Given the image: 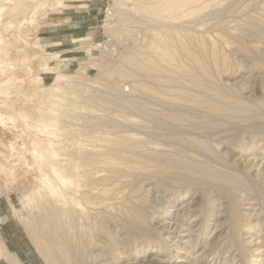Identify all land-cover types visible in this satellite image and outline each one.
<instances>
[{
	"label": "rangeland",
	"instance_id": "1",
	"mask_svg": "<svg viewBox=\"0 0 264 264\" xmlns=\"http://www.w3.org/2000/svg\"><path fill=\"white\" fill-rule=\"evenodd\" d=\"M73 2L0 0V257L49 264L57 211L102 219L69 230L85 264H264V0H106L54 35Z\"/></svg>",
	"mask_w": 264,
	"mask_h": 264
},
{
	"label": "bare ground",
	"instance_id": "2",
	"mask_svg": "<svg viewBox=\"0 0 264 264\" xmlns=\"http://www.w3.org/2000/svg\"><path fill=\"white\" fill-rule=\"evenodd\" d=\"M155 68L152 66H140V64L133 60L131 62V68L129 69H121V72L124 74H137L141 72H155ZM188 76L192 78L195 82L198 83V79L192 72H187ZM189 100L193 101L200 107L206 110H214L220 109L225 111L226 113L232 114L237 112H245L248 109V106L235 103V102H222L220 106L217 107L209 97L207 96H195L191 97ZM167 117H171L177 120H186L185 116L182 114H173V115H166ZM182 168L189 172V173H196L199 172L202 175H205L208 178H212L214 180L220 181L223 184L230 185H239L246 187L245 182L237 177H228L223 178L222 176L218 175L216 171L211 169L209 166L206 165H191L185 164L182 162ZM184 173V172H183ZM245 174V173H244ZM52 216V226L57 230L59 233V238H47L46 239V246L48 248V252L46 254L47 260L49 264H85L83 255L80 251V246L76 243L71 241V233L69 230H76L79 227L80 220L83 221L85 227L89 229V232L94 235L99 229L102 227V219L98 216L90 217L89 214H82L80 213L77 217H69L67 221L62 222L60 220L59 213L56 211L55 214ZM67 218V217H66ZM78 241L87 242V237L84 235L81 238L80 233L73 234ZM5 255L12 256L7 249L3 252Z\"/></svg>",
	"mask_w": 264,
	"mask_h": 264
},
{
	"label": "crops",
	"instance_id": "3",
	"mask_svg": "<svg viewBox=\"0 0 264 264\" xmlns=\"http://www.w3.org/2000/svg\"><path fill=\"white\" fill-rule=\"evenodd\" d=\"M72 1V0H71ZM80 1L81 3H72L70 11V21L64 23V26H67L66 31L55 32L54 35L65 36V35H74V34H84V37H92L93 34V24L96 22L98 15L101 13L102 8L106 0H73ZM79 3V4H78ZM76 18H79L76 20ZM80 26H83L80 28ZM4 233V232H3ZM16 256L20 264H23L20 260L18 254L10 253ZM16 261L6 262L4 258L0 257V264H15Z\"/></svg>",
	"mask_w": 264,
	"mask_h": 264
},
{
	"label": "built area",
	"instance_id": "4",
	"mask_svg": "<svg viewBox=\"0 0 264 264\" xmlns=\"http://www.w3.org/2000/svg\"><path fill=\"white\" fill-rule=\"evenodd\" d=\"M112 43V38L111 37H107L103 40V44H108L110 45Z\"/></svg>",
	"mask_w": 264,
	"mask_h": 264
}]
</instances>
